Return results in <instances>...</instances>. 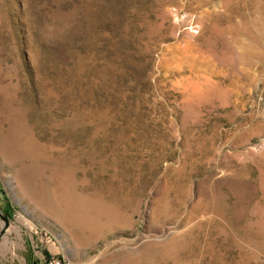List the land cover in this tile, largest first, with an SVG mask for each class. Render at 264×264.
I'll return each mask as SVG.
<instances>
[{
	"label": "rangeland",
	"instance_id": "obj_1",
	"mask_svg": "<svg viewBox=\"0 0 264 264\" xmlns=\"http://www.w3.org/2000/svg\"><path fill=\"white\" fill-rule=\"evenodd\" d=\"M1 231L0 264H264V0H0Z\"/></svg>",
	"mask_w": 264,
	"mask_h": 264
},
{
	"label": "built area",
	"instance_id": "obj_2",
	"mask_svg": "<svg viewBox=\"0 0 264 264\" xmlns=\"http://www.w3.org/2000/svg\"><path fill=\"white\" fill-rule=\"evenodd\" d=\"M44 264H69L64 258H56L53 256H48L44 260Z\"/></svg>",
	"mask_w": 264,
	"mask_h": 264
},
{
	"label": "water",
	"instance_id": "obj_3",
	"mask_svg": "<svg viewBox=\"0 0 264 264\" xmlns=\"http://www.w3.org/2000/svg\"><path fill=\"white\" fill-rule=\"evenodd\" d=\"M4 220V222H5V226L7 227L8 226V222H7V220L4 218L3 219ZM3 234V231H1V233H0V237H1V235Z\"/></svg>",
	"mask_w": 264,
	"mask_h": 264
}]
</instances>
